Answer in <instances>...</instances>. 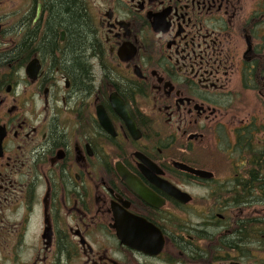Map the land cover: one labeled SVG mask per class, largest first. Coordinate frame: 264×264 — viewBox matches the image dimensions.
I'll return each mask as SVG.
<instances>
[{"label":"flooded vegetation","instance_id":"af4514ba","mask_svg":"<svg viewBox=\"0 0 264 264\" xmlns=\"http://www.w3.org/2000/svg\"><path fill=\"white\" fill-rule=\"evenodd\" d=\"M73 1L87 92L59 0H0V264H264V0Z\"/></svg>","mask_w":264,"mask_h":264},{"label":"trees","instance_id":"16d2710c","mask_svg":"<svg viewBox=\"0 0 264 264\" xmlns=\"http://www.w3.org/2000/svg\"><path fill=\"white\" fill-rule=\"evenodd\" d=\"M51 27L56 30L63 28L67 33V41L72 44L64 53V59L74 87H80L84 92L93 90L87 60L90 54H98L101 47L94 39L88 17L84 16L76 1L59 0L53 11ZM55 41L56 33L52 31L50 42L53 44ZM98 55L103 57V54Z\"/></svg>","mask_w":264,"mask_h":264},{"label":"water","instance_id":"95a60500","mask_svg":"<svg viewBox=\"0 0 264 264\" xmlns=\"http://www.w3.org/2000/svg\"><path fill=\"white\" fill-rule=\"evenodd\" d=\"M111 101H112V98H111ZM121 108H124V111L122 110H117V113L122 117L124 118V120L127 122V112L125 110V107L123 105H119ZM96 112H97V116H98V119L102 125L103 128H107V125H109V121L104 113V110L102 107H97L96 109ZM121 175H123L124 173L121 171H119Z\"/></svg>","mask_w":264,"mask_h":264},{"label":"rangeland","instance_id":"374dc122","mask_svg":"<svg viewBox=\"0 0 264 264\" xmlns=\"http://www.w3.org/2000/svg\"><path fill=\"white\" fill-rule=\"evenodd\" d=\"M95 75L97 76V73H95Z\"/></svg>","mask_w":264,"mask_h":264}]
</instances>
